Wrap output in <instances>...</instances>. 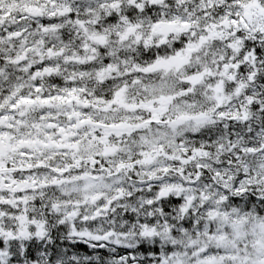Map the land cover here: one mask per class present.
<instances>
[{
    "label": "clouds",
    "instance_id": "clouds-1",
    "mask_svg": "<svg viewBox=\"0 0 264 264\" xmlns=\"http://www.w3.org/2000/svg\"><path fill=\"white\" fill-rule=\"evenodd\" d=\"M0 240L264 264V0H0Z\"/></svg>",
    "mask_w": 264,
    "mask_h": 264
},
{
    "label": "snow or ice",
    "instance_id": "snow-or-ice-1",
    "mask_svg": "<svg viewBox=\"0 0 264 264\" xmlns=\"http://www.w3.org/2000/svg\"><path fill=\"white\" fill-rule=\"evenodd\" d=\"M257 51H259V50H257ZM22 99H24V98H22ZM9 235H11V233H9ZM2 247H3V240H0V248H2ZM209 264H213V262L210 261Z\"/></svg>",
    "mask_w": 264,
    "mask_h": 264
}]
</instances>
